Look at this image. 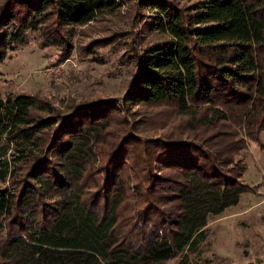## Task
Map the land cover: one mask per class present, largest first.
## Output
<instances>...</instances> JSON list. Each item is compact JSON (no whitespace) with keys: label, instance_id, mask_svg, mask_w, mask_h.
<instances>
[{"label":"trees","instance_id":"obj_1","mask_svg":"<svg viewBox=\"0 0 264 264\" xmlns=\"http://www.w3.org/2000/svg\"><path fill=\"white\" fill-rule=\"evenodd\" d=\"M123 6L79 45L124 41L120 98L0 93V264H193L209 218L257 191L242 154L264 152V0H0V63L29 31L63 60Z\"/></svg>","mask_w":264,"mask_h":264},{"label":"rangeland","instance_id":"obj_2","mask_svg":"<svg viewBox=\"0 0 264 264\" xmlns=\"http://www.w3.org/2000/svg\"><path fill=\"white\" fill-rule=\"evenodd\" d=\"M125 9L78 28L72 52L63 60L56 47L44 45L29 31L27 43L0 63V93L36 92L60 108L71 99L120 98L134 72L124 41L95 47L92 52L80 50L79 45L123 26ZM242 157L246 162L242 179L249 184L260 182L257 191L242 193L236 204L209 218L199 251L191 256L193 264H264V152L249 143ZM175 263L171 259L166 264Z\"/></svg>","mask_w":264,"mask_h":264}]
</instances>
